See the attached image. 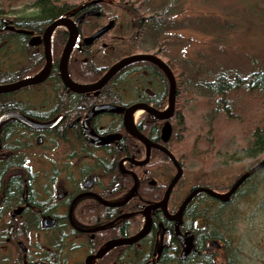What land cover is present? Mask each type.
Segmentation results:
<instances>
[{
	"label": "flooded vegetation",
	"instance_id": "flooded-vegetation-1",
	"mask_svg": "<svg viewBox=\"0 0 264 264\" xmlns=\"http://www.w3.org/2000/svg\"><path fill=\"white\" fill-rule=\"evenodd\" d=\"M88 12L95 11L60 17L70 19L78 31L65 65L70 85L91 87L120 60L154 55L175 78L174 109L166 120L147 109L169 112L167 78L149 62H136L140 65L134 70L129 68L134 63L123 67L99 90H70L60 74L68 31L58 27L67 37L59 53L50 48L51 67L45 80L0 93V118L18 113L36 124L28 126L15 118L0 123V264H264V166L225 201L200 190L226 195L264 161L253 138L239 140L235 134L227 137L221 129H210L202 142V156L188 161L179 145V77L173 60L156 44L150 52L132 49L100 64L121 48L108 43L118 38L112 35L117 22L103 13L96 20L82 18ZM8 18L0 21V76L39 61L42 51L41 73L46 64L42 41L46 28L40 33L19 27L14 23L18 16ZM109 24L113 25L110 35L95 37ZM12 47V54L25 61H18L13 71H4L1 65ZM88 70L103 73L95 81H84L90 80L82 75ZM34 97L39 102L33 103ZM137 104L143 105L142 113L131 126L147 143L125 127L127 109ZM103 105L119 109L94 112L85 122L92 110ZM166 124L170 129L164 138ZM85 132L107 141L93 143ZM192 162L199 164L198 169L190 168ZM176 166L182 174L164 210L161 204L178 172ZM234 168L235 174L223 175V170Z\"/></svg>",
	"mask_w": 264,
	"mask_h": 264
},
{
	"label": "rangeland",
	"instance_id": "rangeland-1",
	"mask_svg": "<svg viewBox=\"0 0 264 264\" xmlns=\"http://www.w3.org/2000/svg\"><path fill=\"white\" fill-rule=\"evenodd\" d=\"M105 1L104 11L117 17V26L112 35L118 38L108 43L121 48L110 53V58L106 56L101 62L99 60L100 64H108L110 60L130 52L132 47L128 44L135 38V28L130 21L131 13L123 10L121 5L118 6L121 0ZM30 3L29 1L12 8L10 17L34 14ZM134 7H139V4ZM142 12L146 16L155 15L157 18L145 24L138 49L134 51L150 52L158 41L168 39L166 55L181 71L178 109L179 117L180 114L183 116L179 120V133L185 140L183 145L187 149H183V145L181 148L189 156L188 161L191 156H201L202 142L210 129H221V135L227 137L235 134L239 140L246 136L249 139L250 136L243 130L247 122L227 121L216 116L215 105L213 106L216 95L209 90L208 83L222 75L229 78L246 77L264 68V0H145ZM120 36L123 37L122 40L119 39ZM12 51L14 52V47L10 48L3 59L1 68L4 71H13L25 61H22L20 55H13ZM23 93L18 94L22 99L25 96ZM245 96L246 94L240 93L237 100L234 96L233 99L235 102L241 101L246 108L252 107V125L264 122V106L259 107L257 102L254 105L247 103ZM31 101L36 103L39 99L34 97ZM242 117L248 120V116ZM199 137H202L198 143L200 146L193 149L196 145L194 139ZM190 165L193 169L199 167L195 162ZM223 172V175L235 174L237 169ZM185 181H182L181 187Z\"/></svg>",
	"mask_w": 264,
	"mask_h": 264
},
{
	"label": "trees",
	"instance_id": "trees-1",
	"mask_svg": "<svg viewBox=\"0 0 264 264\" xmlns=\"http://www.w3.org/2000/svg\"><path fill=\"white\" fill-rule=\"evenodd\" d=\"M29 1L31 2L30 7L33 8L34 14H32L31 16H21L15 18L14 23H16L21 28L35 29L40 33H42L48 25H50L60 17L70 16L74 13L78 14L84 12L85 10H93L103 14H108L103 9L106 5L105 0H0V21L10 20V18L8 17H10L12 13L11 9L16 7L17 5H22ZM144 2L145 0H133V2H131V0H121L118 3V6L121 5V8L123 10H129V12L131 13L130 21L132 26H134L135 28V38L132 41L134 45H132L133 48H130V50H136V46H138L139 44L141 34L144 31L145 24L148 21L155 20L157 18V16L155 15L146 16L142 12V6ZM136 4H139V7H134ZM108 15L110 16V18L113 17L117 22V17L110 13ZM89 19L96 20L97 16ZM54 31L50 48L55 49L54 53L55 51L59 53L64 44V40L67 37V33L63 28H56ZM6 35H8L9 37L11 36L9 33H7ZM108 35L110 34L108 33ZM167 41L168 39H164L158 41L157 44V46L161 48V51H163L164 53H166L168 49L166 45ZM58 44H60V46H57ZM25 45L27 44L25 43ZM39 46L41 47V45ZM43 63V52L41 51L39 61L26 64L25 66L21 67L17 73L11 71L3 73V75L0 76V84L5 85L18 79L33 77L42 69ZM172 63L173 69L180 78L181 71L178 70V67L176 66L174 61H172ZM85 65H90V68H92L91 66H93L90 62H87V64ZM138 65H140V63H134L132 65H129L131 67H128L134 70ZM102 71L103 70H100L99 72L95 73L94 71L88 70L87 74L83 73L82 75H87L86 77H89L90 80L84 81H95L97 79V76L99 77L102 75ZM208 88L212 93L216 95V98H213V106L215 105L216 116L219 115L218 118L227 121L236 120L237 122H247V125L243 130H245L246 134H248L255 141L254 143L256 144L255 146L257 147L258 154L260 156L264 155V122L259 121L256 123V125H252L251 116L252 113H254V111H252V107L246 108V105H242L241 101L239 103L235 102L233 99V96L236 99V97L240 96V93H243L246 94L245 100L247 103L255 104V102H257L259 107H263L264 68L252 72L246 77L234 76V78H229L223 75L219 76L213 82L208 83ZM164 105L165 101L163 106ZM182 116L183 115L180 114L179 118L181 119ZM242 116H248V120H245ZM242 118L244 120H241ZM194 140L195 144L198 145L199 141L202 140V137L196 138ZM179 142L180 149L182 151L183 149H187L186 145H183L185 143V140L182 135L179 138ZM181 145H183V149L181 148ZM185 154L187 155V153ZM200 155L202 156V153Z\"/></svg>",
	"mask_w": 264,
	"mask_h": 264
},
{
	"label": "water",
	"instance_id": "water-1",
	"mask_svg": "<svg viewBox=\"0 0 264 264\" xmlns=\"http://www.w3.org/2000/svg\"><path fill=\"white\" fill-rule=\"evenodd\" d=\"M101 13L99 12H88L86 14H84L82 16V18L87 17V16H100ZM82 18H79L78 21L80 22ZM61 26H65L67 31H68V40L67 43L64 47L61 59H60V74L62 77V80L64 81V83L70 88V90L77 92V93H85V92H91V91H96L101 89L105 84H107L111 78L123 67L131 64V63H136V62H149L152 63L154 65H156L157 67H159L163 73L165 74L167 81H168V85H169V98H168V111L169 112H156L154 110H151L150 108H147L153 115H155L158 119L160 120H166L168 119L171 114L172 111L174 109V102H175V94H176V83H175V78L171 72V70L168 68V66L158 57L154 56V55H149V54H136V55H132L130 57L124 58L122 60H120L119 62H117L116 64H114L113 66H111L106 73L102 76V78L95 83L93 86L91 87H78V86H72L70 85L68 79H67V75H66V70H65V65L68 59V56L75 44L76 38L78 36V31L76 28L75 23H73L70 19L68 18H60L55 20L54 22H52L50 25H48L44 31L43 34V45H44V53H45V59H46V64H45V68L44 70L39 73L37 76H35L34 78L31 79H24L15 83H11V84H5V85H0V93H9V92H13L15 90L21 89L23 87H27V86H31V85H35L38 84L40 82H42L43 80H45V78L47 77L50 67H51V51H50V43H49V39L50 36L52 34V32ZM113 27L112 24H109L108 26H106L105 28H103L102 30H100L95 37H99L103 34H105L106 32H108L109 30H111ZM139 108H143V105L137 104L134 106H131L129 109H127L126 113H125V127L126 130L133 135L136 139H138L139 141L143 142V143H147L146 139L144 138V136H142L137 130H135V128H133V126H131L128 122V115L131 111L135 110V109H139ZM115 109H119L116 108L114 106H109V105H103V106H98L97 108H95L94 110H92L85 118V122L86 120L89 119V117L97 111L100 110H115ZM9 118H15L17 120H19L20 122H22L25 125L28 126H36L35 123L28 121L26 118H24L23 116H21L18 113H8L5 114L4 116H2L0 118V123L3 122L6 119ZM169 126L168 124H166L163 128V135L164 138L165 136H167L169 134ZM86 133V136L88 138L89 141L96 143V144H100V143H104L107 140H103V139H95L92 138L91 136H89ZM163 152L173 161V157L165 150L163 149ZM176 164V162H175ZM264 166V161H261L257 166H255L253 169H251L248 173H246L245 175H243L237 182L236 184L232 187L231 191L228 192L226 195H220L217 194L211 190L208 189H200L201 191L207 192L208 194H210L213 197H216L220 200L225 201L236 189L237 187L241 184V182L248 177L249 175H251L252 173L258 171L259 169H261ZM178 169L177 174L174 176V178L172 179L170 185L167 188L164 200L162 201V206L164 207L165 210V205L170 193V190L174 187V185L177 183V181L180 179L182 171L181 168L176 166ZM187 202H185L183 204V207L185 206Z\"/></svg>",
	"mask_w": 264,
	"mask_h": 264
},
{
	"label": "bare ground",
	"instance_id": "bare-ground-1",
	"mask_svg": "<svg viewBox=\"0 0 264 264\" xmlns=\"http://www.w3.org/2000/svg\"><path fill=\"white\" fill-rule=\"evenodd\" d=\"M142 113V109H136V110H133L130 115H129V118H128V121L130 123V125H134L137 117Z\"/></svg>",
	"mask_w": 264,
	"mask_h": 264
}]
</instances>
